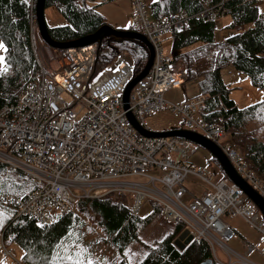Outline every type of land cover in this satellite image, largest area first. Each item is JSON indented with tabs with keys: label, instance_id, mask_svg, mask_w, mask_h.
Returning <instances> with one entry per match:
<instances>
[{
	"label": "built area",
	"instance_id": "built-area-1",
	"mask_svg": "<svg viewBox=\"0 0 264 264\" xmlns=\"http://www.w3.org/2000/svg\"><path fill=\"white\" fill-rule=\"evenodd\" d=\"M35 0H26L30 7ZM205 8L196 16L171 15L161 21L151 19L144 0H129L133 26L150 43L154 59L147 76L132 89L128 110L123 93L133 79L131 63L124 54L94 76L97 44L82 48L33 51L39 72L19 93L17 101L0 109V165L22 173L37 188L28 197L2 195L1 201L16 211V217H30L41 226L51 225L57 216L69 214L80 200H100L108 194L129 195L132 216H138L146 201L161 208L164 221L183 226L194 241H205L212 258L218 247L228 264H254L227 247L239 241L246 255L258 250L245 243L221 221L225 215L244 220L262 236L264 219L243 191L225 179L213 182L203 172L186 165L188 142L178 137L144 138L127 120L131 113L146 131L145 118L169 111L183 119L185 131L216 144L237 173L264 198L261 181L247 170L242 153L225 143L222 125L207 120V99L196 97L182 104H170L164 94L184 86L186 72L166 51L165 40L173 32L185 30L192 18L216 23L229 10L222 0L216 6L204 0ZM66 95L70 101L63 99ZM151 132V131H150ZM193 177L206 186L194 194L185 187ZM135 179L136 181H132ZM102 237H90L86 246L100 259ZM109 244V242H107ZM1 256L11 264L18 254L7 248L0 234ZM232 258L236 261L232 263Z\"/></svg>",
	"mask_w": 264,
	"mask_h": 264
},
{
	"label": "trees",
	"instance_id": "trees-1",
	"mask_svg": "<svg viewBox=\"0 0 264 264\" xmlns=\"http://www.w3.org/2000/svg\"><path fill=\"white\" fill-rule=\"evenodd\" d=\"M96 1L45 0V10L56 8L67 22L61 27L47 26L50 39L70 43L98 32L106 23L96 11L97 6H89ZM221 1L211 0V5ZM262 1L224 0L223 6L229 10L225 15L230 20L227 28L236 34L222 43L215 41V23L196 17L185 30L173 32L169 39L170 54L183 65L186 82L197 81L198 97L207 99L205 118L223 126L229 143L243 150L247 170L264 187V101L238 109L220 75L224 66L232 65L254 89L264 93V16L258 7ZM35 4L36 0L32 7L26 0H0V42L4 48L0 109L15 103L39 72L32 42ZM204 8V0H156L150 13L152 20L161 21L181 13L196 16ZM125 31L140 33L133 25ZM120 54L130 61L133 78L142 72L149 59L148 49L139 41L103 38L97 44L93 75L110 67ZM212 160L226 179L218 162L213 157ZM36 188L22 173L0 165V198L6 194L23 199ZM130 201L129 195L117 193L100 200H80L71 213L57 216L49 226H41L30 217H16V211L0 199V234L4 245L15 247L24 264H127L120 256L156 217H161L160 206L150 201L142 206L146 205L149 213L143 214L141 208L138 216H132ZM184 230L183 226L174 225L173 231L156 246H146V255L138 264H202L209 260L218 264L203 240H193L179 251L174 241ZM97 234L102 237V244L109 242L115 251L104 259L92 255L86 246L87 240Z\"/></svg>",
	"mask_w": 264,
	"mask_h": 264
},
{
	"label": "rangeland",
	"instance_id": "rangeland-1",
	"mask_svg": "<svg viewBox=\"0 0 264 264\" xmlns=\"http://www.w3.org/2000/svg\"><path fill=\"white\" fill-rule=\"evenodd\" d=\"M106 0H99L97 3L93 2L90 3L89 6H97L99 2H104ZM261 1V0H258ZM145 2V0H144ZM147 5V4H146ZM259 10L264 16V1L258 4ZM97 9V8H96ZM147 9L149 10V6L147 5ZM44 18L46 25L48 27H61L67 24L66 20L62 17V15L58 12L56 8L50 7L44 11ZM132 24L134 23L133 19L131 20ZM229 17L223 16L218 18L216 21V31H215V41L217 43H222L226 39L232 37L236 34V32L229 30L227 26L229 25ZM249 27V26H248ZM44 43L41 41L38 32L37 35L34 32V47L35 51L44 54L45 47ZM166 51L169 52L170 48L168 43L165 44ZM180 63V62H177ZM221 79L223 83L230 87L231 90V98L235 101L238 107L243 108L249 105L258 103L264 99V93L261 91H257L254 89L248 79H246L243 75L237 73L232 65L224 66L220 71ZM200 94L198 88L197 81H190L186 82L184 86L173 89L164 94V100L170 104H181L185 99H193L198 97ZM63 99L67 100L68 102L70 99L63 95ZM145 123L147 129L154 133H162V132H169L174 130H183L185 131L183 119L180 116H177L169 111H163L161 113L154 114L152 116L145 118ZM227 134L225 135V143L229 144V140L227 139ZM233 147V146H232ZM237 151L243 154V150L233 147ZM186 165L194 168L196 171L203 172L205 176H209L212 178L213 182L218 181L219 179H223V175L221 170L218 168L216 163L212 160L211 154L206 151L205 149L188 142L187 147V157L184 160ZM225 179V178H224ZM229 184L231 182L225 179ZM132 181H136L132 179ZM185 187L189 191L193 192L194 194L203 193L206 191V186L200 182L199 180L190 177L185 182ZM143 214L149 213L148 207L145 205L141 211ZM221 221L234 229L237 233V237H241L244 239V242L247 243H256L259 247L258 250L247 254L242 246V244L237 241H231L227 245L230 249L236 251L239 255H245L246 260L254 263V264H264V251L262 246V236L253 229L250 225H248L244 220L237 216L233 215H225L221 217ZM174 225L169 224L164 221L163 217H156L140 234L138 240L133 242L129 245V247L124 251L122 259L125 260L127 264H138L146 255V246H156L162 239H164L167 235H169L173 231ZM7 248L16 249L15 247ZM216 256L218 260L222 264H228V258L223 254V252L216 247ZM101 252H106L105 256H108L115 251L109 244H102L100 248ZM212 253V251H211ZM18 254V253H17ZM213 259V258H212ZM18 261L21 262L20 256L18 254ZM214 261V260H213ZM236 259L232 258V263L235 262ZM215 262V261H214ZM0 264H11L6 259H2L1 257V245H0Z\"/></svg>",
	"mask_w": 264,
	"mask_h": 264
},
{
	"label": "water",
	"instance_id": "water-1",
	"mask_svg": "<svg viewBox=\"0 0 264 264\" xmlns=\"http://www.w3.org/2000/svg\"><path fill=\"white\" fill-rule=\"evenodd\" d=\"M44 11H45V0H36L35 4V21L38 29V35L41 41L49 48L55 50H66L72 48H82L92 44H98L101 42L103 38H115L118 40L121 39H128V40H136L141 42L149 51V59L142 70V72L133 78L131 82L127 85L124 93H123V102L125 104L124 110H128V101L129 95L132 89L140 82L143 78H145L150 71L154 53L150 43L147 39L140 33L130 32V31H122L116 30L111 28L108 25L103 26L98 32L95 34L81 38L74 42L70 43H55L53 42L47 32V25L44 18ZM127 120L132 125V127L138 132V134L144 138H167V137H178L186 140L187 142H191L206 151H208L211 156L218 162L221 169L223 170L227 179L235 186L240 188L244 195L255 205L257 210L260 212L264 219V198L261 197L234 169L228 158L225 154L221 151V149L214 144L213 142L209 141L208 139L183 130H174L169 132H162V133H154L150 131H146L140 127L131 113H127ZM193 241L192 237L189 235L187 230H184L178 238L174 241V246L179 250L183 251L191 242ZM202 264H212V261H206Z\"/></svg>",
	"mask_w": 264,
	"mask_h": 264
},
{
	"label": "crops",
	"instance_id": "crops-1",
	"mask_svg": "<svg viewBox=\"0 0 264 264\" xmlns=\"http://www.w3.org/2000/svg\"><path fill=\"white\" fill-rule=\"evenodd\" d=\"M98 1H96V3ZM155 1L156 0H145V3L149 6V10H150L151 4L154 3ZM96 11L103 17L106 25L110 26L113 29L125 31L132 24L131 23L132 22L131 21L132 20L131 5H130L129 0H106L103 3L99 2V4H97ZM166 43H168L169 48H170L171 47V40L169 38H167V40H165V44ZM0 44H1V42H0ZM3 53H4V48H0V57H3ZM3 68H4V59L0 60V72L2 71ZM228 88L230 89L229 98L235 103V101L231 98V90L232 89L230 87H228ZM187 100H191V99L187 98L182 103L186 102ZM262 101H264V99ZM235 106L238 109L246 108V107L240 108L237 106L236 103H235ZM249 106H251V105H249ZM242 240H244V239H242ZM2 259H3V257H2ZM6 261H8V260H6Z\"/></svg>",
	"mask_w": 264,
	"mask_h": 264
},
{
	"label": "snow or ice",
	"instance_id": "snow-or-ice-1",
	"mask_svg": "<svg viewBox=\"0 0 264 264\" xmlns=\"http://www.w3.org/2000/svg\"><path fill=\"white\" fill-rule=\"evenodd\" d=\"M0 48H3L2 44H0ZM0 60H3V57H0Z\"/></svg>",
	"mask_w": 264,
	"mask_h": 264
}]
</instances>
